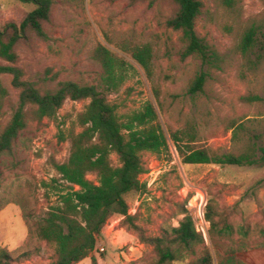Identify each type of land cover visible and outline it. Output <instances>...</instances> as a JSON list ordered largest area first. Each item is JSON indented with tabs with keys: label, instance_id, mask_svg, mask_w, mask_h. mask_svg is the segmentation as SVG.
Wrapping results in <instances>:
<instances>
[{
	"label": "rangeland",
	"instance_id": "374dc122",
	"mask_svg": "<svg viewBox=\"0 0 264 264\" xmlns=\"http://www.w3.org/2000/svg\"><path fill=\"white\" fill-rule=\"evenodd\" d=\"M198 1L202 10L195 32L218 53L219 60L213 64L194 56L181 57L185 47L181 32L166 24L175 8L169 0H53L50 19L44 24L49 41L32 36L29 43L16 46V64L0 60V65L20 68L23 79L44 92L65 81L98 86L102 69L92 53L99 44L126 60L133 69L107 100L117 106L119 115L151 103L168 143L160 155L141 156L145 190L126 196L134 224L144 236H160L163 229L178 226L185 210L212 250L209 223L204 220L205 206L211 200L215 212L235 228L246 225L251 229L241 251V237H233L237 258L243 264H264V251L257 246L262 241L257 231L264 227V165H185L169 136L192 128L195 147L216 152L242 150L249 139L264 145V0ZM34 8L17 0H0V25L19 23ZM251 27L256 30L255 45L242 54L239 44ZM132 45L151 48L149 77L122 53L121 49ZM201 73L206 75L202 91L189 94L191 81ZM10 80V76H1L9 100L0 110V132L18 96ZM247 96H257L259 101L244 102ZM87 104L88 100H67L56 119L29 120L15 139L12 154L0 157V249L15 258L28 254L14 264H49L54 259L51 246L28 235L22 216L30 223L37 221L56 202V196L45 194L40 182L56 176L49 165L51 159L62 163L68 157L69 143L58 141L59 128L63 132L70 129ZM232 125L242 127L230 130ZM111 162L118 164L115 155ZM88 179L96 181L93 174ZM95 248L104 249L91 253L97 264H144L155 255L120 216L108 219ZM76 264H90V259Z\"/></svg>",
	"mask_w": 264,
	"mask_h": 264
},
{
	"label": "trees",
	"instance_id": "16d2710c",
	"mask_svg": "<svg viewBox=\"0 0 264 264\" xmlns=\"http://www.w3.org/2000/svg\"><path fill=\"white\" fill-rule=\"evenodd\" d=\"M17 1L32 4L35 8L25 14L19 23L6 21L0 25V60L11 65L18 61L15 49L19 44L29 43L32 36L42 42L49 41L44 24L50 19L53 5V0ZM169 1L175 8L166 24L181 32V40L185 44L181 57L194 56L207 64L217 62L218 53L195 32V21L201 14L202 3L198 0ZM255 35L253 27L245 32L239 44L242 54L252 50ZM121 51L150 76L152 53L149 46L132 45ZM92 58L102 69L98 86L65 81L59 82L54 90L44 92L34 83L24 80L20 68L0 65V110L3 103L9 100L1 76H10L11 87L18 91L11 118L0 132V157L12 154L14 141L29 120H54L65 101L88 100L83 110L77 113L70 129L63 132L58 127V141L69 143L68 157L62 163L51 159L49 165L56 176L40 182L45 194L56 196V202L37 221L30 223L25 214L22 216L28 235H35L53 248L54 259L49 264H76L86 258L90 259V264H97L91 253L98 251L95 248L97 241L112 216L122 217L123 222L138 233V241L152 247L155 255L144 264H243L235 255L237 250L233 248V237L236 234L241 237L242 241L238 244L241 251L246 246L245 240L251 229L246 225L235 228L226 217L215 212L211 200L205 206L204 220L209 223L212 250L205 244L202 235L196 232L192 218L185 210L178 226L163 229L160 236H144L134 224V217L128 213L126 196L142 194L145 190L141 177L146 171L141 156L143 153L160 155L168 147L167 139L157 123L151 103H145L141 109L130 114L119 115L117 106L107 100L108 94L119 91L128 70L133 69L132 65L100 44L93 50ZM205 78L204 73L197 75L189 85V94L201 92ZM242 100L252 103L259 98L247 96ZM237 127L239 130L242 125ZM237 127L232 125L229 129ZM169 136L185 165H264V145L257 141L249 139L244 149L236 152H216L195 147L196 137L192 128L171 132ZM236 137L235 131L233 140ZM112 155L117 158L116 166L111 162ZM91 174L95 175V182L88 179ZM257 232L262 237L257 246L264 251V227ZM27 257V253H22L15 258L13 253L0 249V264H14Z\"/></svg>",
	"mask_w": 264,
	"mask_h": 264
},
{
	"label": "built area",
	"instance_id": "2783aa9c",
	"mask_svg": "<svg viewBox=\"0 0 264 264\" xmlns=\"http://www.w3.org/2000/svg\"><path fill=\"white\" fill-rule=\"evenodd\" d=\"M98 251L102 253V252H104V249L103 248H99Z\"/></svg>",
	"mask_w": 264,
	"mask_h": 264
}]
</instances>
